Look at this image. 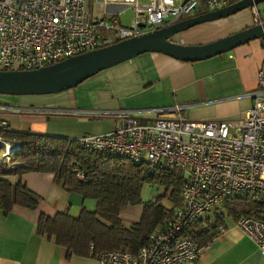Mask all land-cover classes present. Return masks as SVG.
Masks as SVG:
<instances>
[{"label":"built area","instance_id":"obj_1","mask_svg":"<svg viewBox=\"0 0 264 264\" xmlns=\"http://www.w3.org/2000/svg\"><path fill=\"white\" fill-rule=\"evenodd\" d=\"M233 1L99 0L100 8L114 5L130 10L129 24H122L118 11L93 14L85 0H0V69L50 64L168 25L194 14L200 5L214 9ZM248 8L253 23L259 22L264 5ZM261 42L264 50V35ZM247 95L251 102L238 118L190 119L182 114L183 105L172 104L120 111L113 129L77 138L83 147L144 162L149 170L168 165L183 173L180 203L165 223L156 226L135 252L98 251L94 257L101 264H195L202 246L183 236V230L238 192L261 204L259 216L239 214L234 223L264 256V54L255 86ZM8 108L0 103V110ZM141 112L152 116L141 119ZM0 148L7 157L10 140L0 137ZM71 169L78 179L84 178L76 164ZM223 227L220 224L218 229Z\"/></svg>","mask_w":264,"mask_h":264},{"label":"crops","instance_id":"obj_2","mask_svg":"<svg viewBox=\"0 0 264 264\" xmlns=\"http://www.w3.org/2000/svg\"><path fill=\"white\" fill-rule=\"evenodd\" d=\"M98 2L85 0L93 14L101 11L120 14L121 7L107 5L102 10ZM263 11L260 9L261 20ZM252 23L246 7L225 17L194 24L174 34L173 39L201 44ZM263 54L261 37L196 60H181L157 51L141 52L59 92L0 95V103L11 107L0 110V122L5 121L6 128L11 130L78 138L113 129L119 122L116 114L120 111L172 104L183 105L181 112L190 119L238 118L251 102L247 92L255 86ZM151 116L142 112L139 115L141 119ZM7 178L10 182L24 181L41 200L34 208L13 205L7 212L0 210V264H101L93 256L66 255L64 246L35 230L40 212L53 214L68 209L77 214L82 205L91 207L92 201L63 189L49 171L29 170L19 175L8 174ZM139 205L138 212L133 205L122 209L120 218L124 211L129 223L136 221L141 211ZM226 219L223 229L202 245L195 264H264V256L254 241L232 218Z\"/></svg>","mask_w":264,"mask_h":264},{"label":"trees","instance_id":"obj_3","mask_svg":"<svg viewBox=\"0 0 264 264\" xmlns=\"http://www.w3.org/2000/svg\"><path fill=\"white\" fill-rule=\"evenodd\" d=\"M198 12L202 10L195 11ZM0 137L10 140L7 157L0 156V210L7 212L13 205L34 208L40 202V195L24 181L10 182L7 178L8 174L19 175L29 170L52 172L63 189L92 201L91 207L82 205L77 214H71L68 209L38 214L36 232L64 246L66 255L94 257L98 251L109 249L135 252L180 203L183 173L175 166L149 170L144 162H132L124 156L86 148L77 138L62 135L0 127ZM73 163L83 171V179L74 175ZM147 182L157 183L162 188L152 198L142 200L140 189ZM138 203L141 204L138 219L125 225L120 211ZM220 204L226 214L216 210V205L212 220L208 217L193 220L182 235L202 246L218 233V226L224 223L226 215L235 220L239 214L259 216L261 210V204L253 202L246 192H238Z\"/></svg>","mask_w":264,"mask_h":264},{"label":"water","instance_id":"obj_4","mask_svg":"<svg viewBox=\"0 0 264 264\" xmlns=\"http://www.w3.org/2000/svg\"><path fill=\"white\" fill-rule=\"evenodd\" d=\"M264 0H236L178 19L168 25L118 39L58 61L30 69H0V94L55 93L71 88L97 71L145 51L196 60L227 51L264 35V19L201 44H185L173 35L200 22L225 17Z\"/></svg>","mask_w":264,"mask_h":264},{"label":"rangeland","instance_id":"obj_5","mask_svg":"<svg viewBox=\"0 0 264 264\" xmlns=\"http://www.w3.org/2000/svg\"><path fill=\"white\" fill-rule=\"evenodd\" d=\"M99 1V0H98ZM258 7L260 8L262 5H264V1L262 2H258L257 3ZM199 11H206L207 9L200 5L198 7ZM122 10V11H121ZM262 14L264 15V11L262 12ZM129 16H130V10L129 9H125L123 7L120 8V14H119V19L121 20V23L123 24H129ZM187 16H190V15H186L184 17H187ZM25 96H34V95H41V94H24ZM1 151H2V148H0V156H1ZM2 157V156H1ZM0 157V160L2 159ZM6 159V158H5ZM161 186L158 185L157 183H143V185L141 186V189H140V196H141V199L142 200H145V199H148V198H152L153 196H155L156 194H158L160 191H161ZM91 201V200H90ZM133 209H135V212H138L139 209H140V205L139 204H133ZM216 210H219L221 211L223 214H226L225 213V210L224 208L222 207L221 204H218V207L216 208ZM212 214H213V209H211L209 211V213L207 215H205L204 217H208L210 220H212ZM136 215H138V213H136ZM122 221L125 225L129 224V220L125 217V213L124 211L122 212ZM230 216L226 215L225 219L226 218H229ZM224 219V220H225ZM227 220V219H226ZM225 220V221H226Z\"/></svg>","mask_w":264,"mask_h":264},{"label":"flooded vegetation","instance_id":"obj_6","mask_svg":"<svg viewBox=\"0 0 264 264\" xmlns=\"http://www.w3.org/2000/svg\"><path fill=\"white\" fill-rule=\"evenodd\" d=\"M9 106V105H8ZM8 109H10V108H8ZM1 123V122H0ZM0 127L1 128H6V124H5V121H4V124H0Z\"/></svg>","mask_w":264,"mask_h":264},{"label":"bare ground","instance_id":"obj_7","mask_svg":"<svg viewBox=\"0 0 264 264\" xmlns=\"http://www.w3.org/2000/svg\"><path fill=\"white\" fill-rule=\"evenodd\" d=\"M252 5V4H251ZM261 20V19H260Z\"/></svg>","mask_w":264,"mask_h":264}]
</instances>
